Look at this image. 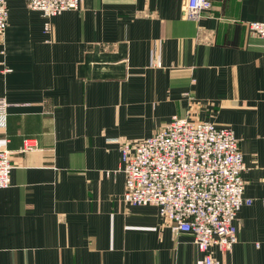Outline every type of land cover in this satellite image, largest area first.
Segmentation results:
<instances>
[{"label":"crops","instance_id":"1","mask_svg":"<svg viewBox=\"0 0 264 264\" xmlns=\"http://www.w3.org/2000/svg\"><path fill=\"white\" fill-rule=\"evenodd\" d=\"M83 0L51 19L8 0L0 36V264H195L189 233L123 200L120 146L173 115L233 130L244 197L222 264H264V0ZM48 23L49 32L43 31ZM32 140L34 148L22 150Z\"/></svg>","mask_w":264,"mask_h":264},{"label":"built area","instance_id":"2","mask_svg":"<svg viewBox=\"0 0 264 264\" xmlns=\"http://www.w3.org/2000/svg\"><path fill=\"white\" fill-rule=\"evenodd\" d=\"M82 2L26 0L29 9L48 19L79 10ZM210 6L209 0H186L183 17L198 21ZM7 18L8 0H0V36ZM247 27L264 39V20L249 22ZM49 30L45 23L43 31ZM8 106L0 95V117L6 115ZM33 148L32 140H24L22 150ZM119 152L125 179L123 200L133 206L156 207L159 218L172 231L191 234L202 253L195 264H222L208 250L216 247L226 252L233 247L236 215L252 202L243 194L245 164L233 130L173 115L150 137L123 143ZM12 169L10 153L0 150V189L9 187Z\"/></svg>","mask_w":264,"mask_h":264}]
</instances>
